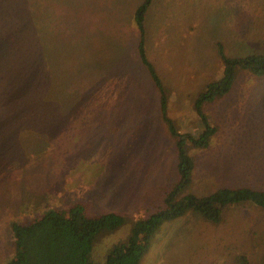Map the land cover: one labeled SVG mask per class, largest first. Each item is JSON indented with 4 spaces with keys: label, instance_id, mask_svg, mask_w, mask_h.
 <instances>
[{
    "label": "rangeland",
    "instance_id": "1",
    "mask_svg": "<svg viewBox=\"0 0 264 264\" xmlns=\"http://www.w3.org/2000/svg\"><path fill=\"white\" fill-rule=\"evenodd\" d=\"M25 1L38 17L11 40L1 35L18 24L0 5V264L13 254L11 222L77 203L88 215L125 219L95 242L90 258L104 264L131 221L160 207L178 180L175 140L137 54L133 13L142 0ZM145 30L167 115L194 135V100L221 74L218 44L230 57L264 53V0H153ZM204 111L217 131L208 147H187L186 193L264 190V78L241 73ZM240 256L264 264V209L251 204L226 207L217 225L193 211L163 223L139 264H237Z\"/></svg>",
    "mask_w": 264,
    "mask_h": 264
},
{
    "label": "trees",
    "instance_id": "2",
    "mask_svg": "<svg viewBox=\"0 0 264 264\" xmlns=\"http://www.w3.org/2000/svg\"><path fill=\"white\" fill-rule=\"evenodd\" d=\"M10 1L8 9L17 21L8 38L11 40L20 31L25 20L38 17V13L26 6L25 0ZM153 0H142L133 13V22L138 30L137 54L159 95L161 119L170 136L175 140L178 180L163 194L161 206L149 216L131 221L127 238L113 246L106 255L104 264H139L147 252L156 230L165 222L182 217L189 211L200 215L211 224L222 221L223 210L228 206L251 204L264 209V190L248 187L222 188L207 196L186 193L191 183L194 161L187 147L203 149L209 146L217 131L204 111V106L224 97L234 86L241 73L264 78V53H251L230 57L218 44V62L221 74L198 92L194 110L198 117V130L194 135L179 132L174 120L168 117V96L158 72L149 61L145 48V20ZM12 23H14L12 21ZM6 35V34H5ZM94 68V67H93ZM9 81V79L7 80ZM12 84L9 83V86ZM0 84V97L2 96ZM124 217L117 213L88 215L83 204L77 203L66 211L48 209L27 224L11 222L13 254L5 264H93L90 255L96 240L103 235L116 232ZM237 264H247L244 257L236 258Z\"/></svg>",
    "mask_w": 264,
    "mask_h": 264
}]
</instances>
